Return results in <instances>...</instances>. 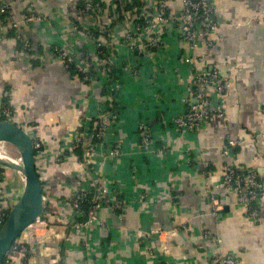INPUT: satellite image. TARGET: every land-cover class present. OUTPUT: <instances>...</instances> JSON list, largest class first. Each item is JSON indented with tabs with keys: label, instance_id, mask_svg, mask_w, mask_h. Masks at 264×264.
Returning a JSON list of instances; mask_svg holds the SVG:
<instances>
[{
	"label": "crops",
	"instance_id": "0c3cea01",
	"mask_svg": "<svg viewBox=\"0 0 264 264\" xmlns=\"http://www.w3.org/2000/svg\"><path fill=\"white\" fill-rule=\"evenodd\" d=\"M28 1L0 0V110L8 109L9 120L41 145L36 160L45 211L44 223L18 240L27 251L10 256V263L218 264L216 254H230L238 264H264V0H206L218 33L211 47L195 52L178 26H149L152 37L162 39L159 49L149 47V30L135 31L136 17L153 12L156 0H141L132 18L120 19L111 9L113 0H92L105 8L101 14L83 12L91 0H30L47 21L9 29L23 21ZM183 1L169 0L172 15L182 12ZM84 28L107 33L101 38L106 54ZM57 47L77 56L78 69L85 67L83 56L91 57V82L70 73ZM202 71L219 72L207 90L224 114L194 131L181 130L175 120L195 103L191 84ZM108 108H116L118 116L107 120V134L93 155L84 148L82 155L71 151L76 135L89 133L90 120ZM142 124L150 133L147 150ZM228 140L238 143L234 159L223 156ZM118 142L122 155L108 158ZM229 162L255 171L263 183L257 217L234 190L216 188ZM12 171L0 167V219L11 207L12 192L19 200L25 188L24 176ZM208 186L223 205L217 217ZM95 187L110 192L97 218L77 229L82 216L72 199ZM115 190L126 203L122 215L114 208ZM144 193L148 198L142 202ZM152 243L158 249L151 252Z\"/></svg>",
	"mask_w": 264,
	"mask_h": 264
},
{
	"label": "built area",
	"instance_id": "2783aa9c",
	"mask_svg": "<svg viewBox=\"0 0 264 264\" xmlns=\"http://www.w3.org/2000/svg\"><path fill=\"white\" fill-rule=\"evenodd\" d=\"M118 0H113L111 9L115 12L117 19L121 18V15H126L127 18H132V10L126 11L125 13H120L118 11ZM128 1V0H127ZM131 1V0H129ZM157 7L153 12L144 13L146 15L137 16L136 17V32L149 34V47L150 48H161L162 39L161 37H152L153 33L149 26L152 27V30L160 25H171L178 26L181 28L184 40L186 41L188 48L190 51H196L201 45H206L211 47L213 45L214 39L212 36L218 33V23L213 17L214 11L213 6L210 2L206 0H184L183 1V10L179 15H172L169 10V0H156ZM8 10V6H3L1 11L6 13ZM105 11V8L95 3L94 1H88L85 3L83 12L87 14H101ZM143 14V13H142ZM150 14V15H147ZM135 16V15H134ZM133 16V17H134ZM47 21V16L43 14L32 1L27 2V11L23 17V21L21 23H12L9 29H21V27L27 25H33L35 23H42ZM139 22V23H138ZM85 34L91 38L94 36L91 34L90 28H84ZM3 32L0 30V39L2 38ZM132 34L129 33L126 36L127 40H131ZM104 40L98 42L99 53L100 48L104 47ZM29 46L25 44L24 48L29 49ZM56 53L62 59L65 66L68 69L69 64L75 65V60L77 56H72L66 49L57 47ZM200 60V57L198 58ZM81 61L84 62L85 67L81 68V71L85 72V76L82 78L84 82L89 83L92 80L91 74L95 71L93 68L91 57L83 56ZM201 61V60H200ZM185 62H192V57L185 58ZM220 74L218 71H202L195 74L192 80V95L195 100V103L191 105L189 110L180 115L175 120V125L177 128L184 130L187 129L189 131L196 130L201 124L207 122L214 116H220L224 114L223 107L219 105H214L210 93L207 90V86L217 83L219 80ZM224 86L219 85L217 87V91L219 93L223 92ZM118 116L117 109L113 108L110 110H103L102 113L94 120H90L92 126L88 128L89 133H80L77 134L74 143L71 146V151H75L78 148H84L86 153L89 155H93L94 147L97 143H102L109 125L107 124V120L114 121V119ZM1 118H7L8 121L11 118V112L8 109L0 110V122ZM6 121V120H5ZM140 136H141V145L146 150L150 146V133L148 130V126L146 124H142L140 126ZM1 144V143H0ZM238 146V143L235 140H228L227 143L223 147V156L226 159H234L235 153L234 149ZM41 145L35 140V149H39ZM123 145L121 142H118L114 145V147L107 153V157L110 159L118 158L122 155ZM230 188L234 190L238 196V202L244 204L248 211L252 216H258V208L255 205L259 201L263 190V183L260 181L258 174L255 171H250L245 173L244 170L238 168L234 163H227L225 165V173L223 177V182L216 188ZM110 190L107 187H95V190L91 193L92 197L88 199V193L86 192H78L72 199V206L78 212H80L81 216L84 217V220H78L75 222L74 226L78 229L83 226H87L90 222L94 221L97 218V212L102 208L103 198L108 195ZM207 197L210 200L212 205V214L217 217L223 209L222 203L216 198L211 187L208 186L206 190ZM115 195L117 196L115 206L117 213L119 215L124 214L126 210L125 200L120 196L119 192L115 190ZM148 198V194L144 193L140 201H145ZM1 199V198H0ZM91 205V209L88 213L83 211V207L85 203ZM3 217V216H2ZM0 219V225L3 224V218ZM44 223L38 220L36 223ZM35 223V224H36ZM33 224V225H35ZM30 226V227H33ZM29 227V228H30ZM150 251H154L158 249L157 246L152 243L149 246ZM26 252L27 247L25 245H21L18 242L15 243L10 250L8 251L7 258L3 264H11L10 256L16 254L17 252ZM215 260L218 264H238L237 259L230 254H216Z\"/></svg>",
	"mask_w": 264,
	"mask_h": 264
},
{
	"label": "water",
	"instance_id": "95a60500",
	"mask_svg": "<svg viewBox=\"0 0 264 264\" xmlns=\"http://www.w3.org/2000/svg\"><path fill=\"white\" fill-rule=\"evenodd\" d=\"M1 125L8 124L13 130L0 131V143H9L22 146L25 149L26 180L29 193L19 200L16 207L12 208L8 219L0 229V264L7 258L10 248L18 242L24 232L35 224L44 214V186L37 167L35 140L24 128L12 121H1ZM0 165H9L0 162ZM14 168V167H12ZM22 208L26 218L23 222H18L16 218L17 208Z\"/></svg>",
	"mask_w": 264,
	"mask_h": 264
},
{
	"label": "trees",
	"instance_id": "16d2710c",
	"mask_svg": "<svg viewBox=\"0 0 264 264\" xmlns=\"http://www.w3.org/2000/svg\"><path fill=\"white\" fill-rule=\"evenodd\" d=\"M127 3L124 2V0H118L117 1V4H118V11L120 13H123L125 11H129V10H134L135 8L139 7L140 4H141V0H131V1H127ZM213 17L215 18L214 14H213ZM91 34L94 36V38L98 41V42H101V38H108L107 37V33L105 32L104 34L98 32V31H95V30H91ZM100 51L102 52V54H106V48L105 47H102L100 48ZM68 70L70 71L71 74H79L82 78L86 75L84 71H81V69H78L76 65H73V64H69L68 65ZM8 121L7 118H1V121ZM75 153L79 154V155H82V147L81 148H78L74 151ZM38 153V149H36V155ZM235 153V151H234ZM245 173L247 172H250L249 170H244ZM92 197V194L91 192L88 193V199ZM255 205L257 206V203H255ZM13 206L6 209L5 212H4V215H3V224L4 222L8 219L10 213H11V210H12ZM91 209V205H89L87 202L84 204V207H83V211L88 213L89 210ZM43 218V216L41 217V219ZM85 216L82 217L80 220H84ZM2 224V225H3ZM2 225H0V229L2 227Z\"/></svg>",
	"mask_w": 264,
	"mask_h": 264
},
{
	"label": "bare ground",
	"instance_id": "6f19581e",
	"mask_svg": "<svg viewBox=\"0 0 264 264\" xmlns=\"http://www.w3.org/2000/svg\"><path fill=\"white\" fill-rule=\"evenodd\" d=\"M1 130H13V128L8 124H4V125L0 124V131ZM11 145L16 147L18 149V151L21 153L22 162L20 160H17L15 158L9 156V155H6L5 152H3L4 154L0 152V162L9 165L12 170L13 169L18 170L24 176L25 188H24V192H23L22 196L19 198V200H20L23 198V196L25 194L29 193L28 184H27V180H26V171L23 169V166L25 164V149L22 146H18V145H14V144H11ZM12 167H14V168H12ZM19 200L17 201L16 205L18 204ZM16 205L14 206V208L16 207ZM16 218H17L18 222H23L26 218V214L23 213L22 208H20V207H18L16 210Z\"/></svg>",
	"mask_w": 264,
	"mask_h": 264
},
{
	"label": "rangeland",
	"instance_id": "374dc122",
	"mask_svg": "<svg viewBox=\"0 0 264 264\" xmlns=\"http://www.w3.org/2000/svg\"><path fill=\"white\" fill-rule=\"evenodd\" d=\"M4 147V148H3ZM3 149V150H2ZM0 152L3 153L5 152L6 155H9L17 160H20L22 162V158H21V153L18 151V149L16 147H14L13 145L9 144V143H1L0 144ZM4 154V153H3ZM1 168H3L4 172L6 173H9L10 175H13V171L10 167L6 166V165H1L0 166ZM15 170L16 172H18L19 174H22L21 172H19L18 170L16 169H13ZM15 175V174H14ZM24 192V191H23ZM10 204H11V207L15 206L16 203H17V194L15 193V191L12 192L11 194V198H10ZM19 199V198H18ZM12 202V203H11ZM9 204V206H10ZM21 238V237H20Z\"/></svg>",
	"mask_w": 264,
	"mask_h": 264
}]
</instances>
